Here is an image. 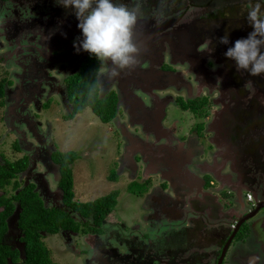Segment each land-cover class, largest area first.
I'll return each mask as SVG.
<instances>
[{
	"label": "flooded vegetation",
	"instance_id": "af4514ba",
	"mask_svg": "<svg viewBox=\"0 0 264 264\" xmlns=\"http://www.w3.org/2000/svg\"><path fill=\"white\" fill-rule=\"evenodd\" d=\"M6 1L0 0V66L9 64L13 68H7L8 77L0 81L4 87V97L0 101L3 102L4 114L7 112L5 123L17 133L21 132L27 150L17 144L15 148L21 156L14 160L7 159L4 152L0 153V168L25 160L27 167L16 178H11L9 185H12L13 195L7 196L3 191L0 198L11 199L21 189L33 185L44 206L52 210L53 215H69L75 221V227L78 225V231L66 226L60 228L57 234L62 233L66 242L81 233H93V237H89L92 239L89 247L94 250L93 259L97 264H218L225 248L228 249L222 264H264V215L257 218L264 212V184L258 186V182L264 180V74L253 77L246 71H238L234 62L224 56L230 44H218V39L225 36L226 21L227 24L230 21L225 18L224 5L232 3L223 2L220 6L222 10L214 6L202 16L189 19L171 13L153 19L140 9L138 22L141 26H136L134 37L140 49L138 63L131 69L121 71L117 78L109 79L107 73L111 65L101 64L96 59L99 65V95L101 98L111 94L115 96L116 116L112 121L116 122L120 132L125 133L116 151L117 159L121 162V173L117 180H112L116 175L109 176L110 186L116 189L102 197L116 193L118 204L120 185L115 186L114 182L120 183V178L126 182V179V192L129 198L143 202L144 210L148 212L144 214L147 215L146 225L152 231V235L147 234L150 239L143 237L148 240L147 243H140L134 238L133 242L127 240L130 250L122 253L119 247L108 248L110 242L105 243L101 239L103 236L106 239L108 236H119L114 226L108 225V217L101 225H96L92 219L82 218L75 205L66 203L61 187L62 166L55 156L76 152L61 150L51 138L53 127L37 118L44 107H52L56 96L60 97L66 108L64 121L81 115L67 118L74 109L68 97V81L77 72L63 75L59 68L62 63H52L51 68L40 69L17 64L18 53H13L20 45L17 34L39 23L40 14L34 15L33 10L36 9L30 5L29 16H24L22 11L17 12L15 17L2 16V11H6ZM120 1L132 7L131 0ZM239 1L246 0H236L235 3ZM210 4L202 1L200 9L209 8ZM187 5H194V0ZM60 15V21L47 23L51 29L59 26L58 32H53L56 42L59 39L66 42V38H69V43L66 42L69 48L76 41L73 34L77 29L66 30L70 17L64 13ZM74 20L78 21L76 17ZM13 25L20 28L16 35ZM169 25L174 26L178 34L170 32L165 48L164 43L157 40V29ZM228 34L229 41H235L233 28ZM209 41L208 48L201 51ZM9 50L15 59H9L12 54ZM166 50L174 54L165 53ZM48 51L40 52L46 61L47 57L51 58ZM81 55L83 51H80ZM17 69L25 72L20 76L15 75ZM21 77L41 80L36 90L35 87H27V91L35 93L39 100L49 98L38 107L39 103L33 96L26 95L24 98L32 102L31 107L24 104V111L21 113L17 109V116L10 119V111L16 109L11 107L13 104L6 109V97L17 99L18 92H23L19 86L23 80L18 79ZM27 80L23 82L30 83ZM247 81H252L254 92L245 87ZM170 101L175 103L170 104ZM34 105L39 112H35V115L32 112V116L29 109L33 111ZM14 118L15 122L11 123ZM110 131H114L113 128ZM78 159L79 156L76 161ZM75 162L69 165L73 176L72 202H92L94 200H80L74 191ZM84 181H89V177ZM16 182L20 185L17 190L13 186ZM2 189L0 187V191ZM248 194L251 201L247 200ZM15 204L17 209L8 219L5 240L19 251L20 260L9 261L8 264H23L26 245L22 240L24 233L17 225L20 208ZM3 210L4 207L0 208V211ZM248 215L255 216L246 219ZM173 225H184V228L161 233L163 228ZM168 234L175 236L174 241L167 240L172 241L176 250H160L158 240L162 238L164 242ZM250 235L261 244L260 253L254 252L238 263L236 257L240 248L248 246ZM238 243L242 245L236 246ZM236 249L239 250L235 256L226 262L229 252ZM93 259H90V264L94 263Z\"/></svg>",
	"mask_w": 264,
	"mask_h": 264
},
{
	"label": "rangeland",
	"instance_id": "374dc122",
	"mask_svg": "<svg viewBox=\"0 0 264 264\" xmlns=\"http://www.w3.org/2000/svg\"><path fill=\"white\" fill-rule=\"evenodd\" d=\"M184 1L187 3L190 2V0H131L130 4L132 7H135L138 4L140 9L144 10L149 16H153V19L163 18L164 16H167L168 13H171L173 16L184 15L186 19H189L195 18L196 16H202L207 12V9H213L215 8L214 6H217L222 10V8H220L221 3L230 1L232 5H228L227 3L224 5L226 6L225 18H229L230 20L228 24L226 21L227 19L224 20L226 21V31L224 32V35L228 37L229 31L233 28L236 39L240 38V36H247L248 33L252 31L250 22L247 19L251 7L259 4L261 12L264 13V0H246L239 1V3H235L236 0H194V5L192 6H188L187 3L183 4ZM202 1L211 2L210 7L200 9L202 5L199 4H202ZM114 2L121 3L122 1L114 0ZM5 3L7 4L6 11L5 13L2 11V16L6 14L8 17H15L16 13H20L21 11L24 16H29L30 5L36 9V11L33 10L34 15L37 14L38 16V13L40 14V22L33 28L24 29L25 31L20 34H17L20 28L13 25V29L16 32L14 35L17 34L20 43L18 48L13 50V53L16 51V53H18L16 58L17 64H21L24 67L37 66L36 69H40L41 67L51 68L53 64L56 65L62 63L59 65V68L63 75L71 71L72 74L80 71L83 61L89 54L80 50L83 51V55L79 56L80 52L77 54V51L73 46H71L72 48H68L69 38H66V42L68 43L60 39L57 43V38L54 37L53 32H58L59 26L51 29L47 23L50 21H60V14L64 13L65 15H69L70 25L67 24L65 26L66 30L68 28L69 30L77 29V32L73 34V38L74 40L76 39V41L77 38L82 39V33L77 26L79 21L75 22L74 19L76 16L71 8H63L57 4L56 0H8ZM68 11L70 12L68 13ZM222 14L223 11H221V15ZM51 32V35H46ZM43 51L49 52L48 56L51 58L49 59L47 57V61L44 60L46 59L45 57L41 56L40 52L43 53ZM8 52L12 53L11 50ZM13 53L10 55L9 59H15ZM34 61L37 62L33 63ZM11 67L12 66L9 64L0 66V81L8 77L9 70H7V68L10 69ZM102 71L105 72V69L102 68ZM16 72H14L15 75L20 76V74L25 71L17 69ZM18 79L23 81L27 80L23 77ZM28 79L29 80L27 81L30 83L23 81L19 82V86L23 89L20 91L23 92H18V95L16 96L17 99H9V97H6V100L8 101L6 102V109L11 104H13L11 107L16 109L15 111H10L12 114L10 119L17 116V109L22 113L25 106L32 104L29 99L24 98L26 95L33 96V99L39 103L38 107H40V105L42 106L43 102L49 98L46 97V99L41 98V100H39L35 93L32 94L27 91V87H35L36 90L39 81H41L34 80L31 77H28ZM57 100L59 103H57ZM171 103L175 102L170 101V104ZM18 104L20 106H18ZM172 106H175V104ZM38 107L34 105L33 111H31V108L29 109L32 116L35 115V112H39ZM26 109L28 110V107ZM3 111V102L0 101V153H6L7 159L14 160L20 155L18 154V151H16L15 146L18 144L23 150H27V146L22 142L24 137L21 136V132L17 133L5 123L6 121L4 120V117L7 118V112L4 114ZM42 111L43 112L40 113V116H37V118H40V120L47 122L53 127V131H51L52 140L58 143L61 150H73L79 156L78 161H76L73 166L74 191L76 192L77 197L82 201H92L108 194L112 190H115L116 188L110 186L111 181L109 176L116 175L117 178H119L121 173L119 163L121 162L118 161L119 158L117 159L116 151L124 140L121 138L122 133L118 130L119 128L117 129L118 125H116V122L111 121L110 123H103L90 108L84 110L80 117L77 116L73 120L64 121L67 113L59 96H56L53 100L52 107H49L48 109L44 107ZM14 122L15 118L11 123ZM121 125L124 124L122 123ZM42 127L43 124H41V129ZM110 128H113L114 131H110ZM16 141L18 142L16 143ZM87 177H89V181L86 182L84 180ZM125 181L126 182L120 178V183L114 182L115 186L120 185L118 189H120L119 192H121V195L113 212L114 214L109 215L107 219L108 225H113L119 236L116 235L118 238H116V236H113L112 238L108 236L107 239L105 236L101 237L105 243L110 242V244H107L108 248H112V246L119 247L122 253L129 252L130 250L126 244L128 243L127 240L133 242L132 238H134L138 239L140 243H147L148 240L146 239H150V235L148 236L147 234L150 233L152 235V231L148 230L146 225L147 215H144L148 212L144 210V204L142 201L135 200L133 197L132 199L129 198L125 189L127 180L125 179ZM216 182L218 183L217 179ZM261 184H264L263 179L258 182V186ZM256 188L258 187L256 186ZM3 191L6 192L7 196H11L13 195L12 193L14 190L12 189V185H9L3 188L0 192ZM262 215H264V212L262 214L260 213L257 218H260ZM162 224L165 223L162 222ZM174 228L182 230L184 225H181L180 227H175V225H173V227L166 226L162 229L161 233L163 234L166 232L167 234ZM92 234V232H88V234L81 233L77 237L74 236L70 242H66L65 236L62 235V233L50 235L45 234L43 240L50 250V256L53 263L90 264V259H93V256L95 255L94 250L89 247L92 243V239L89 237H93ZM250 236L248 246L240 248L241 250L236 257L238 263H241L243 259H247L249 255H253L254 252L260 253L259 248L261 249V244H259L252 235ZM168 238L174 241L175 236L173 234H168L164 239V242L162 238L158 240L160 250L169 248H174V250H176L172 241L170 242L167 240ZM152 240L155 244V238ZM157 245L158 242L155 247H157ZM239 245L241 246L242 244L238 243L236 246ZM237 250L239 249L229 252L226 262L235 256ZM93 264H97L96 261H94Z\"/></svg>",
	"mask_w": 264,
	"mask_h": 264
},
{
	"label": "trees",
	"instance_id": "16d2710c",
	"mask_svg": "<svg viewBox=\"0 0 264 264\" xmlns=\"http://www.w3.org/2000/svg\"><path fill=\"white\" fill-rule=\"evenodd\" d=\"M99 65L94 56L90 54L85 58L81 66V70L68 81V97L74 106L73 112L67 118H73L76 114L83 113L84 110L90 108L95 115L103 123H110L116 116V98L113 94L101 98L99 89L93 98H89V91L97 80ZM4 97L3 84L0 85V98ZM19 147H17L18 149ZM74 152L63 153L55 156V160L62 166L61 187L64 190L66 203L76 206V210L80 211L82 218L92 219L96 225H101L108 217L109 213L115 210L117 205V194L100 197L92 202L74 204L73 192V176L69 167L77 159ZM27 161L19 163H8L5 167L0 168V187L4 188L9 185L11 178L25 170ZM112 180H117L113 177ZM14 189H19L18 182L14 183ZM19 205L20 215H18L17 225L24 233L23 242L25 243V251L23 264H55L53 263L50 250L44 242L45 234H57L61 227H69L75 231L79 230L78 225L75 227V221L69 215H53L52 210L44 206L43 200L35 192L34 186L30 185L21 189L11 199L6 197L0 198V264H8L9 261L18 262L20 253L8 245L5 235L8 231V219L16 211Z\"/></svg>",
	"mask_w": 264,
	"mask_h": 264
},
{
	"label": "clouds",
	"instance_id": "9594fccd",
	"mask_svg": "<svg viewBox=\"0 0 264 264\" xmlns=\"http://www.w3.org/2000/svg\"><path fill=\"white\" fill-rule=\"evenodd\" d=\"M65 9L71 8L79 21L78 29L82 39L77 38L73 47L77 54L80 50L94 56L101 64L111 65L107 73L109 79L117 78L121 71L133 68L140 55L135 41V28L141 16L140 7H129L114 0H56ZM247 19L252 31L247 36L229 41L227 36L218 39V44L229 45L224 56L234 62L238 71H246L250 76L264 74V13L256 4L251 7ZM205 43L201 51L208 48ZM211 55V51L209 52ZM252 89V81L245 83ZM100 88L99 82L93 83L89 98H93Z\"/></svg>",
	"mask_w": 264,
	"mask_h": 264
},
{
	"label": "water",
	"instance_id": "95a60500",
	"mask_svg": "<svg viewBox=\"0 0 264 264\" xmlns=\"http://www.w3.org/2000/svg\"><path fill=\"white\" fill-rule=\"evenodd\" d=\"M136 26H138V27H140L141 25H140V23L138 22L137 23V25ZM170 26V25H169ZM158 31H157V35H158V39L157 40H160V41H162L163 43H164V47L166 48V45L168 46V43L166 42V40H167V38H168V36H169V34H170V32L171 31H175V34L177 35L178 33L176 32V30H175V28H174V26H170V27H167V26H162V27H160V29H157ZM150 31H151V29H150ZM149 31V32H150ZM155 42H152V44H154ZM165 53H170V55H173L174 53L172 52V51H169V50H166L165 51ZM164 53V54H165ZM122 132V134H123V131H121ZM124 135V134H123ZM260 208V207H259ZM259 208L257 209V210H259ZM255 215H248L247 216V218L246 219H248V218H251V217H254ZM237 231L238 230H236L235 231V233L232 235L233 237L236 235V233H237ZM232 237V238H233ZM227 249L228 248H225L224 249V251H223V253H222V256H221V258H220V260H219V262H218V264H222V261L224 260V257H225V255H226V252H227Z\"/></svg>",
	"mask_w": 264,
	"mask_h": 264
},
{
	"label": "built area",
	"instance_id": "2783aa9c",
	"mask_svg": "<svg viewBox=\"0 0 264 264\" xmlns=\"http://www.w3.org/2000/svg\"><path fill=\"white\" fill-rule=\"evenodd\" d=\"M247 200L251 201V195L248 194Z\"/></svg>",
	"mask_w": 264,
	"mask_h": 264
},
{
	"label": "crops",
	"instance_id": "0c3cea01",
	"mask_svg": "<svg viewBox=\"0 0 264 264\" xmlns=\"http://www.w3.org/2000/svg\"><path fill=\"white\" fill-rule=\"evenodd\" d=\"M80 116H81V115H80ZM80 116H79V117H80ZM124 135H125V133H124Z\"/></svg>",
	"mask_w": 264,
	"mask_h": 264
}]
</instances>
